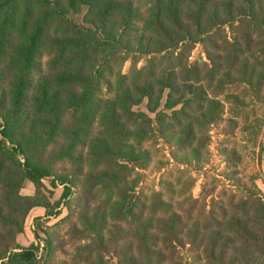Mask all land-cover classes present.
Returning <instances> with one entry per match:
<instances>
[{
	"label": "trees",
	"instance_id": "1",
	"mask_svg": "<svg viewBox=\"0 0 264 264\" xmlns=\"http://www.w3.org/2000/svg\"><path fill=\"white\" fill-rule=\"evenodd\" d=\"M197 45L203 67L190 62ZM140 58L148 64L121 71ZM218 75L220 87L243 83L256 95L264 87V0H0V264H40L37 247L17 238L34 209L53 214L44 180L63 185L65 198L80 188L85 217L101 192L126 201L127 164L143 159L133 141L151 135V115H160L166 92L165 109L181 105L186 117V108L198 115L179 123L181 146L195 138V125L214 126L223 112L206 98L204 81ZM28 182L35 196L21 194ZM252 197L254 219L233 217L228 231L252 232L248 224L257 221L264 227V204ZM160 222L163 236L150 226L137 230L135 252L120 250L118 232L105 237L94 224V264H107L109 255L166 264L159 243L181 248L186 225L178 214ZM228 231L213 234L210 259L223 260L236 241ZM204 234L197 228L188 236L201 244ZM47 245L54 247L50 236Z\"/></svg>",
	"mask_w": 264,
	"mask_h": 264
},
{
	"label": "rangeland",
	"instance_id": "2",
	"mask_svg": "<svg viewBox=\"0 0 264 264\" xmlns=\"http://www.w3.org/2000/svg\"><path fill=\"white\" fill-rule=\"evenodd\" d=\"M189 56L192 64L197 62L203 67L206 58L201 45L193 47ZM147 64L146 58L130 60L121 71L130 75L135 67ZM220 76L212 83L205 80L204 85L208 101L219 102L222 117L214 126L195 125V138L182 146L178 141L179 123L194 122L198 115L186 108L191 116L186 117L181 105L174 111L165 109L166 92L159 117L151 115V135L133 141L143 159L127 164L130 177L126 201L101 192L85 217L77 201L80 188H73L72 195L65 198L63 185L55 187L50 180H44L42 195L55 206L53 214L34 209L26 219L24 233L17 238L18 244L24 248L36 246L40 264H94L98 261L93 243L94 224L97 230L103 227L105 237L112 236L110 230L118 232L113 238L119 240L120 250L135 252L138 229L150 226L149 231L160 237V221L178 214L186 225L182 235L184 246L173 251L160 242L158 247L166 256V264H264V241L253 238L264 236V227L258 221L253 227L248 224L252 232L228 231L233 217L243 223L254 219L257 207L252 203V195L259 196L264 204V87L257 95L243 83L220 87ZM21 194L35 196L34 184L28 182ZM260 208L264 210V206ZM197 228L205 233L204 243L190 241L188 235ZM227 231L236 241L228 246L226 238L216 242L217 248L225 244L228 252L223 260L210 259L207 249L213 234ZM49 236L52 250L47 245ZM105 262L130 264L112 255Z\"/></svg>",
	"mask_w": 264,
	"mask_h": 264
}]
</instances>
